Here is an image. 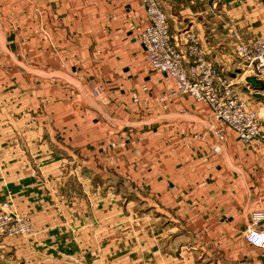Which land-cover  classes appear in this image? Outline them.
I'll return each instance as SVG.
<instances>
[{
	"label": "crops",
	"instance_id": "0c3cea01",
	"mask_svg": "<svg viewBox=\"0 0 264 264\" xmlns=\"http://www.w3.org/2000/svg\"><path fill=\"white\" fill-rule=\"evenodd\" d=\"M157 1L166 16L169 33L178 39L186 30L195 32L207 58L230 77L237 75L227 56L233 42L252 40L264 33V0ZM39 3L43 10H58V13L56 19L45 21L46 26H51L55 51L53 55H45L41 51L46 48L39 47L36 58L41 62L36 59L37 71L42 68L43 74L44 70L73 72L76 79L68 77L71 81L65 82L42 77V85L52 87L57 93L51 95V113L40 117L41 126L47 122L50 136L42 137L45 140L37 145L30 162L10 140L13 132L8 124L22 119L11 121L15 117L10 113H0L4 132L8 130V136L5 133L0 136V196L6 193L13 197L16 210L27 213L33 220V233L41 229L44 235L33 237L28 244L21 237L3 239L0 261L4 264H42L43 261H48L45 264H199L194 259L196 256L187 251L208 246L217 250V257L207 259L209 263L264 264V251L240 237L249 209H264V104H252L259 97L249 98L240 93L248 107L258 114L259 131L263 135L244 145L232 130L209 116L203 103L186 95H167L172 81L152 71L142 58L137 33L147 19L141 0H41ZM66 33L68 39L64 40ZM45 56L51 57L52 68L41 64ZM54 64L57 66L53 67ZM245 77L243 87L247 84ZM81 78L100 87V95L91 99V104L83 105L81 95L75 91L80 88ZM260 80L261 87L247 85L254 92L264 91V78ZM78 105L83 106L81 114L76 113ZM214 127L222 130L218 153L210 151L211 144L217 140ZM58 135H62L67 152L71 150L81 160L78 165L83 173L81 185L66 173L70 167L64 170L67 176L61 177L52 146L59 143ZM107 170L114 172V176ZM113 177L116 187L124 185L125 178L130 179L132 187L146 185L148 191L153 188L155 192V186L170 187L168 193L157 198L167 209L155 214L164 216L174 228L167 234H192L202 241L187 242L188 237L178 243L156 241L160 229L148 223V226H133L128 242L102 241L106 230L100 227L99 240L92 245L91 228L85 225V219L91 217L83 203L84 196L95 199L92 187H100L107 193ZM81 187L86 189V195L81 194ZM149 198L156 200V196ZM99 204L95 211L102 216L106 204L101 200ZM65 206L66 218L63 210H59ZM62 218H68L67 225ZM80 218L84 219L82 227L77 223ZM36 222L52 224L40 228ZM169 225L160 228L165 231ZM259 227H264V220L259 222ZM66 234L71 237L66 238ZM78 234L83 236L82 240ZM205 235L212 241L203 240ZM45 244L52 247L47 258L42 255L47 249ZM71 245L83 250L82 255L71 254ZM176 248L181 257L174 261L172 251ZM93 250L97 251V257H91ZM29 251L34 252L28 259Z\"/></svg>",
	"mask_w": 264,
	"mask_h": 264
},
{
	"label": "rangeland",
	"instance_id": "374dc122",
	"mask_svg": "<svg viewBox=\"0 0 264 264\" xmlns=\"http://www.w3.org/2000/svg\"><path fill=\"white\" fill-rule=\"evenodd\" d=\"M39 1L41 2V0H0V113L2 115L4 112L10 113L13 117H15V119H12L11 121H20L19 118L22 119V121L18 123H9L8 127L10 129L9 131H11L10 124L12 125L13 134L10 140H12L13 147H19V149L23 151V155H25V158L28 162L33 160V156L35 157L33 151L38 147L37 145L45 140V138L42 137H48V135L50 136V133L47 132V122L44 121V126H41L40 117L46 113H51V106L49 108V104L52 102L51 95L57 93V91L53 90L52 87L46 86V84L42 85V77L44 76L45 79L50 78L65 82H69L71 79H76V75L73 74V72L58 73L54 70H44L45 73L43 74L41 73L42 68H40V71H37L36 53L40 52L38 51L39 47L42 46V48H46V50L41 51L45 55H53V52L55 51L53 47L55 43L52 41L50 35L52 32L51 26H46L45 21L46 19L49 20L53 17L56 19L55 16L58 13V10H43ZM56 28L59 29L57 25ZM63 39H68L67 33L63 35ZM37 60L41 62V59ZM41 64H46L45 67L52 68L51 57H43V62ZM55 66L57 65L54 64L53 67ZM239 74L240 73H237L235 77H238ZM68 77L71 79L69 80ZM79 81L80 82H78V85L81 84L80 88H74L76 89L75 91L77 92L78 96L79 94L81 95L80 101H83V105H87V103L91 104V101L97 99L96 97L100 95V87L98 85H92L90 81H85V79L82 80V78ZM233 81H235V84L237 81V90H239L242 95H248L249 98L259 97V99L254 98L252 104L255 106L259 105L257 102L264 104V91L254 92V90L251 89L247 84L246 87H243V79L238 80V78H236ZM84 83L87 86H84ZM66 95H68L67 91L64 93L65 97ZM67 98L68 97L65 99L67 100ZM78 102L79 97L77 98V103ZM80 105L76 106L77 112H75L77 114H81L83 111V106L80 107ZM1 114L0 116H2ZM257 115L258 114H256V116ZM4 128L5 127L0 123V136L8 132V130L4 132ZM6 135L8 136V134ZM259 135L263 136L260 131ZM50 140L48 141L50 142ZM58 142L59 143H57V146H55V144H52V146L54 147V152L57 157L56 161L59 162L58 167L60 168L59 171L61 173V177H66V173L69 172L76 182H79L80 185L81 183L83 184V173L78 168L79 162L81 160L77 159V157H74L75 155L71 153V150L67 152L65 149L67 145L63 142L62 135H58ZM47 144L49 146L51 145L48 142ZM68 167L70 168L67 169L66 173H64V170H66ZM107 173H110L109 175L114 176V172L110 170H107ZM127 173L128 177L131 178V170H129ZM125 180L126 183L124 185L121 184L116 187L114 182L115 178L113 177L112 180H109L111 182L108 183L109 191H107V193L104 192L103 189H100V187H97V189L92 187L91 191L96 195H94L95 199L93 200L92 198H87L85 188H80L81 194L86 195L84 196L85 201L83 203L91 217L90 220L89 218L85 219V225H88L91 228L90 237L92 245L95 246L99 240L97 237V232L100 227L106 230L104 232V240L102 241H106L107 243H115L123 240H126V242L131 240V236L133 235L131 229L133 226H148L149 224H154L156 225V228L158 227L160 229L159 232H156V241H169L178 243L180 241H185V237L189 238L186 240L187 242H191L192 240L194 242L202 241V239L192 234L185 235L181 234L180 232L167 234L168 231H171V229L174 230V228L169 225V221L165 220L164 216L155 214L158 211L162 212L167 209L157 198L160 195H163L165 192L168 193L170 187L165 188L163 185L155 186V193L153 188L148 191V186L146 185L132 187L130 179L127 180L125 178ZM149 196H156V200L154 198H149ZM0 197V203L6 202L9 208L16 213L29 217L27 213L25 214V212L16 210L15 206L17 205L13 201V197H10L9 194L5 193ZM102 197H106L107 200L105 201ZM99 200H101L103 204H106V207L104 208L105 212L102 216L101 214H97L95 211L99 208ZM65 203L66 202L62 204L65 205ZM152 205H154V208ZM64 209H67V206L63 208L59 207V210H63L66 218L67 216L66 212H64ZM249 210L248 219L246 221L247 224L240 231V237L243 241H245L243 236L245 228L251 224L257 225L259 227V222L264 220L263 218L259 221L256 220L255 223H253L254 221L251 216L252 213L264 212V209L253 207ZM148 216L150 219H148ZM65 218H62V221L67 225L66 220L68 218ZM30 220L32 222V226L34 227L33 220L31 218ZM77 223L82 227L84 225V219L80 218ZM51 224V222H36V227L42 228L43 226L46 228ZM164 225H169L166 227L165 231L161 230L160 228ZM259 228L264 229V227ZM41 231V229H38L36 233L30 234L26 238L21 237V241L28 244L33 237L37 239L40 236H44L42 235L43 233ZM78 235L77 237L82 240L83 236L81 234ZM65 237L68 238L71 236L70 234H66ZM205 237L206 238H203V240L212 241L209 235H205ZM78 238H76V240L80 241ZM44 246L48 250L46 249L43 251L42 255L44 258H47L52 247L46 244ZM94 246H92L93 249ZM208 248L210 247L204 246L203 250L195 249L188 250L187 252H191L192 256H196L194 259H196L199 264H214L212 261L209 263L207 259L217 257V250ZM70 250L71 254L81 253V256L83 253V250H76L72 247V245L70 246ZM32 252L34 251H29V253H27L28 259ZM91 252L92 258L97 257L95 255L97 254V251L93 250ZM86 253H89V251H86ZM180 253V250L177 248L173 249L172 254L174 261L180 259ZM40 256L39 259L43 261L42 259L44 258L41 259ZM222 260L224 261V259ZM46 262L43 261L42 264H45Z\"/></svg>",
	"mask_w": 264,
	"mask_h": 264
},
{
	"label": "built area",
	"instance_id": "2783aa9c",
	"mask_svg": "<svg viewBox=\"0 0 264 264\" xmlns=\"http://www.w3.org/2000/svg\"><path fill=\"white\" fill-rule=\"evenodd\" d=\"M146 14V24L137 33L142 58L149 68L172 81L168 96L186 95L208 108L209 116L232 130L239 141L248 145L260 138L256 113L240 97L237 81L244 76L264 78V33L255 39H236L227 54L233 69L240 73L230 77L207 58L203 44L192 30L184 31L175 39L168 31L164 12L157 0H141ZM234 33H231L233 35ZM244 82V81H243ZM245 84V83H244ZM216 139L210 146L218 153L222 138L221 128H213ZM253 223L264 218V212L252 213ZM33 234L29 217L0 203V241ZM251 246L264 251V229L248 225L243 233ZM0 264H4L0 261Z\"/></svg>",
	"mask_w": 264,
	"mask_h": 264
},
{
	"label": "water",
	"instance_id": "95a60500",
	"mask_svg": "<svg viewBox=\"0 0 264 264\" xmlns=\"http://www.w3.org/2000/svg\"><path fill=\"white\" fill-rule=\"evenodd\" d=\"M245 82L253 87H261L263 82L259 79H256L253 76H246L245 77Z\"/></svg>",
	"mask_w": 264,
	"mask_h": 264
}]
</instances>
